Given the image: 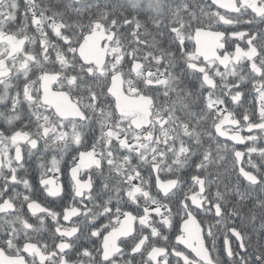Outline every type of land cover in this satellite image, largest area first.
<instances>
[{
  "label": "snow or ice",
  "instance_id": "6c2138e0",
  "mask_svg": "<svg viewBox=\"0 0 264 264\" xmlns=\"http://www.w3.org/2000/svg\"><path fill=\"white\" fill-rule=\"evenodd\" d=\"M0 264H264V0H0Z\"/></svg>",
  "mask_w": 264,
  "mask_h": 264
},
{
  "label": "flooded vegetation",
  "instance_id": "af4514ba",
  "mask_svg": "<svg viewBox=\"0 0 264 264\" xmlns=\"http://www.w3.org/2000/svg\"><path fill=\"white\" fill-rule=\"evenodd\" d=\"M254 159H257L256 157H253ZM60 179L61 180H64L65 179V177H60ZM233 182H235V176H233ZM213 223H214V221H213ZM256 226H257V228H258V226H259V219L256 221ZM247 231L249 232V233H251V228H249V229H247ZM220 240H222V237H220V239L218 240V243L220 242ZM253 244L255 243V235H253Z\"/></svg>",
  "mask_w": 264,
  "mask_h": 264
}]
</instances>
